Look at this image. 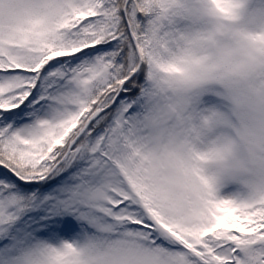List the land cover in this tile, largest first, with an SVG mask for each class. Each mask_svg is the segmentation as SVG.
<instances>
[{"label": "snow or ice", "instance_id": "6c2138e0", "mask_svg": "<svg viewBox=\"0 0 264 264\" xmlns=\"http://www.w3.org/2000/svg\"><path fill=\"white\" fill-rule=\"evenodd\" d=\"M0 264H264V0H0Z\"/></svg>", "mask_w": 264, "mask_h": 264}]
</instances>
